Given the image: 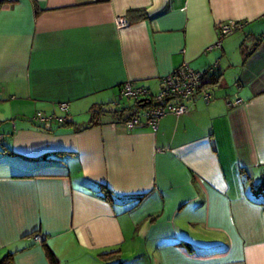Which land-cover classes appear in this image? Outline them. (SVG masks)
I'll return each instance as SVG.
<instances>
[{"label": "crops", "instance_id": "1", "mask_svg": "<svg viewBox=\"0 0 264 264\" xmlns=\"http://www.w3.org/2000/svg\"><path fill=\"white\" fill-rule=\"evenodd\" d=\"M238 21L213 47L216 25ZM182 63L219 76L208 101L155 130L111 113L81 129L92 106H132L125 81L155 93ZM260 187L264 0H0V258L264 264Z\"/></svg>", "mask_w": 264, "mask_h": 264}, {"label": "built area", "instance_id": "2", "mask_svg": "<svg viewBox=\"0 0 264 264\" xmlns=\"http://www.w3.org/2000/svg\"><path fill=\"white\" fill-rule=\"evenodd\" d=\"M12 1V0H5ZM128 24L125 17H117L116 25L121 28ZM244 22H230L220 23L215 27L216 43L213 47H220L222 40L228 35L234 33L236 30L241 29ZM212 46L208 47L211 50ZM206 71H197L192 69L187 63H182L174 68L169 73L163 75L159 79L158 90L152 93L149 89L137 86L133 81H125L119 88L120 97H128L133 100L148 99L151 100L153 105L142 109L134 108L131 117L124 121L127 128L131 129L141 123L150 126L153 130L164 116L168 114L181 115L188 110L187 103L190 102L199 91V87L204 80ZM200 96L205 101L211 98L207 92H200ZM60 108L66 111L68 108L67 103H61ZM53 116L46 117L41 112H38L34 117V121L39 123H47L51 121ZM58 123H63L65 117H55ZM41 236L34 237L35 241L40 242Z\"/></svg>", "mask_w": 264, "mask_h": 264}, {"label": "trees", "instance_id": "3", "mask_svg": "<svg viewBox=\"0 0 264 264\" xmlns=\"http://www.w3.org/2000/svg\"><path fill=\"white\" fill-rule=\"evenodd\" d=\"M9 2H11V1H9ZM129 12H140L141 15H143V16L145 15L144 9H133V10H130ZM260 41H261V39H258L256 45H258V43ZM248 54L249 53H244V58H246L248 56ZM206 73H207V71H206ZM213 75H214L213 78H211L210 80H207V81L203 80L202 81V83H201V85L199 87V91L196 93L198 95H196L193 99H195L196 97L201 98L200 92H207L205 90V86L206 85L217 83V79H218L219 76L216 75V74H213ZM205 76H206V74H205ZM205 76H204V78H205ZM207 93H209V92H207ZM129 99H131V98H129ZM151 105H153L151 100H148V99H137V100H133L132 106L122 107V108H119V109H112L111 110V109L105 108L103 105L92 106L90 108L91 119L85 126L81 127V129L89 127V126L96 125L97 123H99V117L103 116L106 113H111L113 115H116L118 117L119 121H126L132 115V112H131L127 116H123L124 111L126 109H128L130 111V110H133L135 107L139 108V109H142V108H145V107H149ZM260 190L263 191V189L261 187H260ZM103 191H104V197L111 200V193L105 187H103ZM136 198L140 199L141 196H137ZM41 242H43V239L41 240ZM116 252H118V251H110V252L104 253L102 255H109L108 257L110 258L111 256H114ZM46 256H47L50 264H55L56 263V258L54 256V254L52 253V251L48 247L46 248ZM0 264H15L14 263V258H13V253L9 252V253L5 254L4 256H2L0 258Z\"/></svg>", "mask_w": 264, "mask_h": 264}, {"label": "rangeland", "instance_id": "4", "mask_svg": "<svg viewBox=\"0 0 264 264\" xmlns=\"http://www.w3.org/2000/svg\"><path fill=\"white\" fill-rule=\"evenodd\" d=\"M119 102H121V104H123V105H125V104H127L128 102L129 103H133V99H128V97H124L123 98V100L122 101H119ZM262 179H260V181H261ZM260 184V183H259Z\"/></svg>", "mask_w": 264, "mask_h": 264}]
</instances>
